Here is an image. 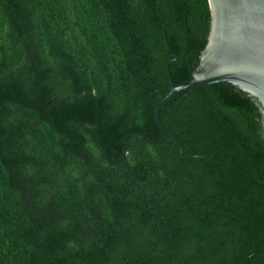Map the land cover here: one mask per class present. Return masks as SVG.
<instances>
[{"label":"trees","instance_id":"obj_1","mask_svg":"<svg viewBox=\"0 0 264 264\" xmlns=\"http://www.w3.org/2000/svg\"><path fill=\"white\" fill-rule=\"evenodd\" d=\"M205 41L201 0H0V264H264V143L224 82L159 108L182 154H122Z\"/></svg>","mask_w":264,"mask_h":264},{"label":"water","instance_id":"obj_2","mask_svg":"<svg viewBox=\"0 0 264 264\" xmlns=\"http://www.w3.org/2000/svg\"><path fill=\"white\" fill-rule=\"evenodd\" d=\"M201 1L206 41L198 62L195 67L189 66L191 77L187 81H170L169 89L154 104L153 116L161 139L129 131L123 139L122 154L128 135L137 134L152 143L170 137L159 120V108L177 92L209 82H224L237 95L264 143V0ZM170 138L182 154L179 141Z\"/></svg>","mask_w":264,"mask_h":264}]
</instances>
